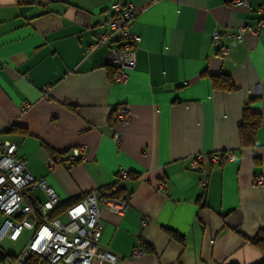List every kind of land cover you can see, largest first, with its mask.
<instances>
[{
    "label": "crops",
    "instance_id": "crops-1",
    "mask_svg": "<svg viewBox=\"0 0 264 264\" xmlns=\"http://www.w3.org/2000/svg\"><path fill=\"white\" fill-rule=\"evenodd\" d=\"M119 1L135 6L129 30L140 39L124 82L109 79L107 46L86 53L113 0H0V139L63 202L118 185L127 207H100L98 239L118 264L261 261L249 240L264 230V186L252 184L264 178V0ZM259 22L241 42L221 37L228 51L218 57L213 33ZM222 76L237 89H220ZM118 106L130 109L128 123L114 119ZM246 106L260 115L251 147L238 133ZM75 147L84 149L79 162L48 169L50 155L65 162ZM211 154L232 157L203 164L202 188L190 159Z\"/></svg>",
    "mask_w": 264,
    "mask_h": 264
},
{
    "label": "built area",
    "instance_id": "built-area-1",
    "mask_svg": "<svg viewBox=\"0 0 264 264\" xmlns=\"http://www.w3.org/2000/svg\"><path fill=\"white\" fill-rule=\"evenodd\" d=\"M234 6L248 7V0H230ZM111 15L99 24L103 29L97 40L88 47L86 53L107 46L109 51L108 65L113 69L112 81L124 82L128 78V71L135 66L136 49L140 41L137 35L130 32L129 26L137 15L132 3L113 0L110 5ZM260 12H264L261 7ZM240 25L235 35L227 31L212 34V42L220 44L218 57L227 55V47L221 43V37H235L241 42L245 32L256 34L261 27ZM48 88L44 89L47 93ZM31 105L24 102L22 112ZM114 119L121 123H128L131 111L127 106H118L114 112ZM3 128L0 126V134ZM113 140L119 144L120 137L114 135ZM16 145L9 140L0 139V264H93L94 260L108 264H118L116 256L100 250L98 239L103 231L100 217V207L111 205L123 212L127 207V199L116 196L118 185L101 188L82 196L71 203L60 200L56 191L47 183L46 179L34 177L26 167V160L16 156ZM83 147L73 148L65 162L57 154L47 159L48 169L64 164L70 168L79 162L83 156ZM227 155L223 160L218 154L195 155L190 159L192 170L200 171L203 179L199 186L205 188L208 172L202 166L209 163L218 165L231 159ZM124 170L117 172L118 180L124 179ZM253 186H264L262 175L254 174ZM163 188V184L159 186ZM42 195L40 201L38 196ZM145 223V221H143ZM30 231L29 238L18 254H12L2 247L3 239L17 242L22 233ZM135 249L134 254L141 253Z\"/></svg>",
    "mask_w": 264,
    "mask_h": 264
},
{
    "label": "trees",
    "instance_id": "trees-1",
    "mask_svg": "<svg viewBox=\"0 0 264 264\" xmlns=\"http://www.w3.org/2000/svg\"><path fill=\"white\" fill-rule=\"evenodd\" d=\"M111 71V70H110ZM113 71L110 72L109 79L113 78ZM217 80L218 87L222 90L231 92L237 88L233 84L232 80L227 76H222ZM260 125V115L253 112L249 107H245L242 112L241 123L238 127L239 140L241 147H251L254 145V136ZM71 203V202H65ZM250 241V244L258 249L262 254L263 258L261 261L255 264H264V230L258 232V234Z\"/></svg>",
    "mask_w": 264,
    "mask_h": 264
},
{
    "label": "rangeland",
    "instance_id": "rangeland-1",
    "mask_svg": "<svg viewBox=\"0 0 264 264\" xmlns=\"http://www.w3.org/2000/svg\"><path fill=\"white\" fill-rule=\"evenodd\" d=\"M1 220H2V218L0 217V223H1ZM29 235H30V231L25 230L22 233L20 239L15 243L12 241H9L7 239H3L2 247H4L6 250L11 252L12 254H18L20 252V250L22 249V247L27 242Z\"/></svg>",
    "mask_w": 264,
    "mask_h": 264
}]
</instances>
